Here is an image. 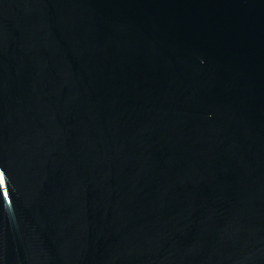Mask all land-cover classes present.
Wrapping results in <instances>:
<instances>
[{
    "label": "water",
    "instance_id": "95a60500",
    "mask_svg": "<svg viewBox=\"0 0 264 264\" xmlns=\"http://www.w3.org/2000/svg\"><path fill=\"white\" fill-rule=\"evenodd\" d=\"M0 264H264V0H0Z\"/></svg>",
    "mask_w": 264,
    "mask_h": 264
}]
</instances>
